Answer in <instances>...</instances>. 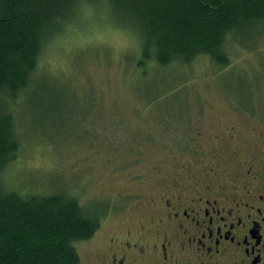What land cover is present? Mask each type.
<instances>
[{
    "label": "rangeland",
    "instance_id": "1",
    "mask_svg": "<svg viewBox=\"0 0 264 264\" xmlns=\"http://www.w3.org/2000/svg\"><path fill=\"white\" fill-rule=\"evenodd\" d=\"M104 4L77 8L8 108L20 150L4 182L103 209L99 230L76 245L80 264H101L109 237L147 222L151 201L182 182L174 166L197 155L198 141L238 124L255 148L264 142V27L228 43L224 69L206 57L138 67L136 38L106 21ZM127 194H144L141 206H127Z\"/></svg>",
    "mask_w": 264,
    "mask_h": 264
},
{
    "label": "trees",
    "instance_id": "2",
    "mask_svg": "<svg viewBox=\"0 0 264 264\" xmlns=\"http://www.w3.org/2000/svg\"><path fill=\"white\" fill-rule=\"evenodd\" d=\"M99 0H0V264H80V241L100 228L103 209L84 208L65 191L21 194L4 182L20 150L10 102L29 87L46 46L84 3ZM107 22L134 35L138 67L188 65L208 58L227 68L229 42L259 35L264 0H104ZM264 35V34H263Z\"/></svg>",
    "mask_w": 264,
    "mask_h": 264
},
{
    "label": "flooded vegetation",
    "instance_id": "3",
    "mask_svg": "<svg viewBox=\"0 0 264 264\" xmlns=\"http://www.w3.org/2000/svg\"><path fill=\"white\" fill-rule=\"evenodd\" d=\"M238 128L176 162L182 182L158 193L135 232L108 238L101 264H264V142ZM126 196L138 208L145 197Z\"/></svg>",
    "mask_w": 264,
    "mask_h": 264
},
{
    "label": "snow or ice",
    "instance_id": "4",
    "mask_svg": "<svg viewBox=\"0 0 264 264\" xmlns=\"http://www.w3.org/2000/svg\"><path fill=\"white\" fill-rule=\"evenodd\" d=\"M80 239H81L80 237H76V236L70 234L69 237H68V244H69V246L70 247H75L78 244V242H79ZM77 264H78V262H77Z\"/></svg>",
    "mask_w": 264,
    "mask_h": 264
}]
</instances>
